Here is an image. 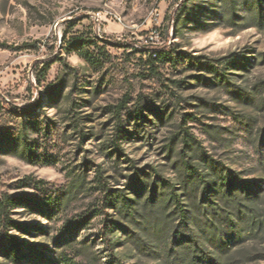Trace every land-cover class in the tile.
Returning a JSON list of instances; mask_svg holds the SVG:
<instances>
[{"label": "rangeland", "instance_id": "1", "mask_svg": "<svg viewBox=\"0 0 264 264\" xmlns=\"http://www.w3.org/2000/svg\"><path fill=\"white\" fill-rule=\"evenodd\" d=\"M51 191L18 264H264V0H0V198Z\"/></svg>", "mask_w": 264, "mask_h": 264}, {"label": "trees", "instance_id": "2", "mask_svg": "<svg viewBox=\"0 0 264 264\" xmlns=\"http://www.w3.org/2000/svg\"><path fill=\"white\" fill-rule=\"evenodd\" d=\"M186 138H190V136L185 132L184 141H186ZM118 140H119V138L117 137L116 143L114 145H115V149L120 152L119 147L117 146ZM218 179H219L220 189L223 192H225V194H231V190H232L233 186L231 185V180H230L229 174L223 175L222 172H219ZM200 181H199V185L203 191V196H205L207 193V184L204 183L202 180H200ZM30 183H32L35 187L42 189V190L44 189L45 186H47V184L43 181H36V180H32L30 178L25 179L23 182V185H24V187H27L28 185H32ZM46 193H47L48 199L43 200V202H41V203L32 200L28 196H22L21 194H19L17 196L3 194L2 197L0 198V238H4L3 243L5 245V250H4L5 257L8 258L14 264L20 263L22 261L23 257H22L21 250H20V244H18L13 238L8 236L6 233V231L9 228L20 229L19 228L20 225L13 222L9 218L10 209L13 207H21V208L36 207L41 212L43 211L44 213L53 214L54 211L59 210L61 207L60 197L55 196L56 192L53 193V191H51L50 193H48V192H46ZM101 194L104 196L103 202L104 201H110V199L112 198L111 192L106 190L105 188H101ZM171 197H172L173 202L175 203V206L181 205L180 197L177 194L172 192ZM104 205H109V204L105 203ZM178 209H179L180 214L182 215V221H185L186 220L185 211L181 207H178ZM96 211L97 210H91L89 212L90 213L89 215L94 216L96 214ZM97 213H100V212H97ZM83 220L87 221L88 217L85 216V218H83ZM198 260L201 262L204 261L205 264H215L213 261L204 260L203 257H199ZM62 261L64 263V259H62Z\"/></svg>", "mask_w": 264, "mask_h": 264}]
</instances>
